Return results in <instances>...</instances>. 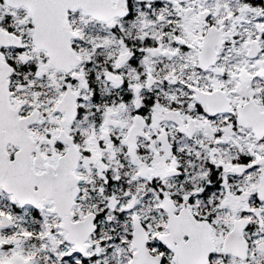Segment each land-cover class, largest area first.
<instances>
[{
  "label": "snow or ice",
  "instance_id": "obj_1",
  "mask_svg": "<svg viewBox=\"0 0 264 264\" xmlns=\"http://www.w3.org/2000/svg\"><path fill=\"white\" fill-rule=\"evenodd\" d=\"M0 264H264V0H0Z\"/></svg>",
  "mask_w": 264,
  "mask_h": 264
}]
</instances>
